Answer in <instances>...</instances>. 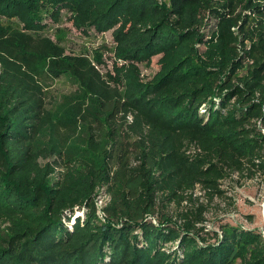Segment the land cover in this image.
<instances>
[{
  "label": "trees",
  "instance_id": "trees-1",
  "mask_svg": "<svg viewBox=\"0 0 264 264\" xmlns=\"http://www.w3.org/2000/svg\"><path fill=\"white\" fill-rule=\"evenodd\" d=\"M64 8L112 31L116 76L46 33ZM246 171L264 173V0H0V264H264L262 230L184 206Z\"/></svg>",
  "mask_w": 264,
  "mask_h": 264
},
{
  "label": "rangeland",
  "instance_id": "rangeland-1",
  "mask_svg": "<svg viewBox=\"0 0 264 264\" xmlns=\"http://www.w3.org/2000/svg\"><path fill=\"white\" fill-rule=\"evenodd\" d=\"M161 1L167 4L170 0ZM71 15L72 12L67 8L61 10L58 20H54L50 12L47 13L44 18V22L48 25L46 33L65 45L68 53L87 52L103 73L116 76L117 67L122 64V61L117 60L114 54L115 42L112 31L97 33L90 28L92 34H85L84 30L72 23ZM13 20L15 23L19 22L16 18ZM205 30L206 33H209L212 30L211 25ZM59 36L62 37L61 40H59ZM163 61V53L139 61L142 78L145 81L152 80L160 70ZM74 88L75 86L66 76H61L52 82L50 97L55 98ZM221 187L224 189V193L217 194L210 200L205 190L198 186L193 194L194 199L186 200L184 206L200 202L208 203L204 222L207 229L220 230L221 223L230 222L245 228H256L264 233V173L257 172V174L249 176L247 171L243 175L235 172L222 181ZM103 200L105 199H99L100 205ZM176 210L177 206L174 203L168 206V211L171 213H175Z\"/></svg>",
  "mask_w": 264,
  "mask_h": 264
},
{
  "label": "built area",
  "instance_id": "built-area-1",
  "mask_svg": "<svg viewBox=\"0 0 264 264\" xmlns=\"http://www.w3.org/2000/svg\"><path fill=\"white\" fill-rule=\"evenodd\" d=\"M99 199H101V200H102V199H103V197H100ZM98 203H99V200H98ZM103 203H104V200H103ZM103 203L101 204V206L103 205ZM99 205H100V204H99Z\"/></svg>",
  "mask_w": 264,
  "mask_h": 264
},
{
  "label": "bare ground",
  "instance_id": "bare-ground-1",
  "mask_svg": "<svg viewBox=\"0 0 264 264\" xmlns=\"http://www.w3.org/2000/svg\"><path fill=\"white\" fill-rule=\"evenodd\" d=\"M264 215V214H263Z\"/></svg>",
  "mask_w": 264,
  "mask_h": 264
}]
</instances>
